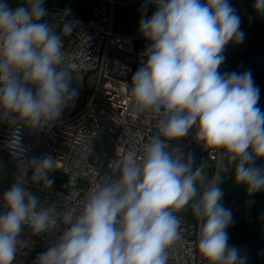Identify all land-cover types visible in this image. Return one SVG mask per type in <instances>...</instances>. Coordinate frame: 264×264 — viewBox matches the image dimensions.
<instances>
[{
    "label": "clouds",
    "instance_id": "1",
    "mask_svg": "<svg viewBox=\"0 0 264 264\" xmlns=\"http://www.w3.org/2000/svg\"><path fill=\"white\" fill-rule=\"evenodd\" d=\"M147 2L155 10L148 18L142 13L139 32L150 43L127 95L134 111L158 117L157 131L139 162L110 161L113 175L73 212L41 206L26 187L51 188L56 160L48 154L27 159L20 129L50 127L77 98L73 74L62 66L63 37L75 25L67 21L57 34L39 22L47 14L43 0L15 8L0 0V122L13 129L6 147L19 161V174L3 194L0 264H12L24 226L40 234L61 224L67 226L62 235L35 264H168L169 249L183 239L176 213L186 208L200 223L195 247L206 264H245L228 245L232 214L220 203L219 175L208 180L203 166L193 171L192 154L184 159L168 151L169 141L186 137L195 126L197 142L222 150L230 164L239 161L237 183L246 184L249 193L264 189V168L252 166L254 158L264 160L259 88L250 71H217L225 45L243 40L240 17L229 0ZM254 7L264 12V0H255ZM142 8L146 13L147 6Z\"/></svg>",
    "mask_w": 264,
    "mask_h": 264
},
{
    "label": "built area",
    "instance_id": "2",
    "mask_svg": "<svg viewBox=\"0 0 264 264\" xmlns=\"http://www.w3.org/2000/svg\"><path fill=\"white\" fill-rule=\"evenodd\" d=\"M89 4L91 12L84 16L59 0H43L47 14L39 22L47 23L57 34L65 22L75 25L72 34L63 37L62 66L72 72V87L78 96L50 127L20 129L27 159L48 154L56 160V168L50 173L51 188L33 183L26 187L39 197L41 206L73 212L82 209L97 186L113 175L110 161L131 158L137 163L142 159L158 122L150 111H134L127 95L150 43L140 34L139 22L142 13L151 17L154 6L147 0H89ZM142 5L147 6L146 13ZM66 9L71 10L69 14ZM12 131L7 123L0 122V212L6 211L3 194L19 174V161L6 147ZM196 131L193 126L186 137L169 141L168 151L183 154L184 159L192 154L193 171L203 166L207 179L220 176L227 159L220 155L222 150L206 149L197 142ZM28 175L30 178L31 172ZM180 218L183 239L169 249L168 264H206L195 247L199 221ZM66 227L61 224L52 231L34 234L24 226L18 236L22 244L12 264H35Z\"/></svg>",
    "mask_w": 264,
    "mask_h": 264
},
{
    "label": "trees",
    "instance_id": "3",
    "mask_svg": "<svg viewBox=\"0 0 264 264\" xmlns=\"http://www.w3.org/2000/svg\"><path fill=\"white\" fill-rule=\"evenodd\" d=\"M59 1L70 5L81 15L89 16L91 12L89 0ZM6 2L15 8L24 4L25 0ZM201 3H206V0H201ZM229 4L240 17L239 31L244 33V37L242 41L233 39L225 45L221 53L225 59L217 71L221 74L250 71L259 88L256 107L264 112V12L255 9V0H229ZM238 163L235 161L230 164L226 160L225 169L219 176V186L224 193L220 203L232 214V223L227 229L228 245L237 249L245 264H264V189L249 193L246 184L237 183L235 168ZM252 166L264 168V160L254 158ZM178 214L188 221L198 222L190 208Z\"/></svg>",
    "mask_w": 264,
    "mask_h": 264
},
{
    "label": "rangeland",
    "instance_id": "4",
    "mask_svg": "<svg viewBox=\"0 0 264 264\" xmlns=\"http://www.w3.org/2000/svg\"><path fill=\"white\" fill-rule=\"evenodd\" d=\"M208 180H211V179H208Z\"/></svg>",
    "mask_w": 264,
    "mask_h": 264
},
{
    "label": "water",
    "instance_id": "5",
    "mask_svg": "<svg viewBox=\"0 0 264 264\" xmlns=\"http://www.w3.org/2000/svg\"><path fill=\"white\" fill-rule=\"evenodd\" d=\"M225 157V156H224ZM226 158V157H225ZM227 159V158H226Z\"/></svg>",
    "mask_w": 264,
    "mask_h": 264
}]
</instances>
